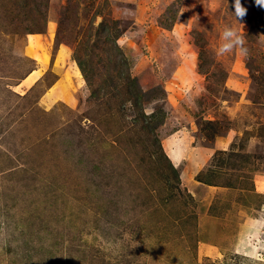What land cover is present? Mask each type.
Instances as JSON below:
<instances>
[{
  "label": "rangeland",
  "instance_id": "obj_1",
  "mask_svg": "<svg viewBox=\"0 0 264 264\" xmlns=\"http://www.w3.org/2000/svg\"><path fill=\"white\" fill-rule=\"evenodd\" d=\"M240 2L0 0V264H264V4ZM225 26L246 55H216Z\"/></svg>",
  "mask_w": 264,
  "mask_h": 264
},
{
  "label": "clouds",
  "instance_id": "obj_2",
  "mask_svg": "<svg viewBox=\"0 0 264 264\" xmlns=\"http://www.w3.org/2000/svg\"><path fill=\"white\" fill-rule=\"evenodd\" d=\"M258 4H264V0H256ZM247 9L241 5L240 0H235L234 3V16L237 18H243L246 15ZM234 50L238 51L241 55L247 54V48L245 47V38L231 26H225L221 34V43L216 49V55L223 56L226 53H231Z\"/></svg>",
  "mask_w": 264,
  "mask_h": 264
},
{
  "label": "trees",
  "instance_id": "obj_3",
  "mask_svg": "<svg viewBox=\"0 0 264 264\" xmlns=\"http://www.w3.org/2000/svg\"><path fill=\"white\" fill-rule=\"evenodd\" d=\"M100 28H102V29H97V33H99V34H101L102 32H105L106 31V26H104V25H100ZM106 32H108V31H106ZM107 38H110V36H107ZM115 38V37H114ZM113 38V39H114ZM110 40H112V39H110ZM114 42H115V40H113ZM124 57V56H123ZM122 62H126L125 61V59H122ZM79 63V62H78ZM79 67H80V69L82 70V72H84V70H83V68H82V65L79 63ZM124 78H125V80H127V83H133L132 82V80H131V77H130V75H128V73H127V75L125 76L124 75ZM129 87H130V85H129ZM135 96L136 97V102H137V104H139V102L141 101V99H142V94L140 93V94H137V93H134L133 92V94H132V96ZM138 106V105H137ZM136 109H138L139 111H142V109H140V107L138 108V107H136ZM138 112V111H137ZM142 115H143V113H142ZM156 117V111L155 112H153L150 116H148V118L149 119H153V118H155Z\"/></svg>",
  "mask_w": 264,
  "mask_h": 264
},
{
  "label": "crops",
  "instance_id": "obj_4",
  "mask_svg": "<svg viewBox=\"0 0 264 264\" xmlns=\"http://www.w3.org/2000/svg\"><path fill=\"white\" fill-rule=\"evenodd\" d=\"M33 73V72H32ZM32 79H31V76H29L27 79H26V82H30ZM35 82V81H34ZM28 84H31V83H28ZM33 84V83H32ZM51 92L49 93V97L51 96L50 95ZM56 96H58V93L53 97V99L56 98ZM48 97V98H49ZM56 100V99H55ZM174 152V151H173ZM174 156V155H173ZM260 188V187H259ZM257 189V188H256ZM259 190V189H258ZM261 190V191H260ZM259 191L262 193V195L264 196V189H260ZM260 213H264V204H262V207H261V211ZM262 220V219H261ZM252 234L253 235H257L260 231L263 232V224L261 223L260 220H256V221H253L252 223Z\"/></svg>",
  "mask_w": 264,
  "mask_h": 264
},
{
  "label": "bare ground",
  "instance_id": "obj_5",
  "mask_svg": "<svg viewBox=\"0 0 264 264\" xmlns=\"http://www.w3.org/2000/svg\"><path fill=\"white\" fill-rule=\"evenodd\" d=\"M33 74H34V73H31V74H30L32 80H31L30 82H28V83L34 82V80H35V75H33ZM32 75H33V76H32Z\"/></svg>",
  "mask_w": 264,
  "mask_h": 264
}]
</instances>
